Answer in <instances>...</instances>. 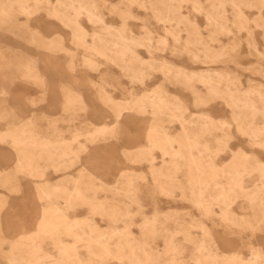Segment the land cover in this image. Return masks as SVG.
<instances>
[{
  "label": "rangeland",
  "instance_id": "374dc122",
  "mask_svg": "<svg viewBox=\"0 0 264 264\" xmlns=\"http://www.w3.org/2000/svg\"><path fill=\"white\" fill-rule=\"evenodd\" d=\"M38 1L0 0V264H264V0Z\"/></svg>",
  "mask_w": 264,
  "mask_h": 264
},
{
  "label": "bare ground",
  "instance_id": "6f19581e",
  "mask_svg": "<svg viewBox=\"0 0 264 264\" xmlns=\"http://www.w3.org/2000/svg\"><path fill=\"white\" fill-rule=\"evenodd\" d=\"M21 1H24V2H26V0H21ZM36 1H38V0H36ZM41 1V0H40ZM40 1H38V2H40ZM173 1V0H172ZM230 2H232V0L230 1ZM50 3V2H49ZM196 3V2H195ZM23 4H25V3H23ZM234 4V3H233ZM235 5H237V4H235ZM233 6V5H232ZM22 7V6H21ZM234 9V8H233ZM236 9V8H235ZM53 10V9H52ZM86 10V13H87V15L88 16H90V17H93V15H92V13L90 12V11H88L87 9H85ZM235 11V10H234ZM57 12V11H56ZM237 13V12H236ZM53 14H55V15H57L55 12L53 13ZM58 14H59V12H58ZM235 14V13H234ZM240 14H242V13H240ZM243 15V14H242ZM236 17H237V15H235ZM241 16V15H240ZM209 17V16H208ZM219 17V16H218ZM242 17H244V16H242ZM212 18V17H211ZM217 18V17H216ZM98 19H99V21H101V22H103L99 17H98ZM210 19V18H209ZM220 19V18H219ZM66 20H67V18H66ZM215 20V19H214ZM69 21H71V22H73V24H74V28H75V30H77V31H82L83 29L82 28H80L79 27V24L77 23V22H75V21H73L72 19H69ZM211 21H212V19H211ZM245 21V20H244ZM240 22V21H239ZM213 23V22H212ZM218 23V22H217ZM238 23V22H237ZM220 24V23H219ZM239 24V23H238ZM215 25V24H214ZM217 26V25H216ZM82 27V26H81ZM112 28V27H111ZM217 28H218V26H217ZM220 29L222 28V27H219ZM227 28V27H226ZM223 29V28H222ZM82 32H84V31H82ZM193 33V32H192ZM120 38L121 39H126V40H128L129 38H127V37H125V35L122 33V32H120ZM173 35V34H172ZM194 35V34H193ZM173 37H174V35H173ZM131 40V39H130ZM134 40V39H133ZM128 42V41H127ZM126 42V43H127ZM131 41H129L128 43H130ZM122 43V42H121ZM126 43H124V44H121V45H119L118 43H114V50L117 52V54H125L127 51L128 52H132V54L131 55H133V53H135V54H137L134 50H132V49H130V47H128L127 46V44ZM133 44H134V42H132ZM131 45V44H130ZM113 47V46H112ZM223 47V46H222ZM212 48V47H211ZM218 49V48H217ZM209 51V50H208ZM208 51H206V52H208ZM220 51V50H219ZM209 52H212V51H209ZM221 52V51H220ZM225 53V52H224ZM134 54V55H135ZM207 54V53H206ZM206 54H205V56H206ZM212 54V53H211ZM128 55H130L129 53H128ZM210 56V55H209ZM208 56V57H209ZM212 56V55H211ZM138 57H139V55H138ZM207 57V56H206ZM216 57V56H215ZM132 58V57H131ZM135 60V59H134ZM137 60V59H136ZM139 60V59H138ZM142 60V59H141ZM202 72V71H201ZM200 72V70H191V71H189V73L190 74H185V77L187 78V79H190L191 77H198L200 80H202L204 83H206V86H208V89L211 91V93H219L218 92V89H217V87L214 85V83H216L215 81H214V83H213V81H212V76L211 77H209V75H207L208 77H206V76H204L202 73ZM205 72V71H204ZM212 73V72H211ZM213 74H215L214 72H213ZM212 74V75H213ZM216 74H218V71H217V73ZM215 74V75H216ZM225 74V73H224ZM180 75V74H179ZM220 76V75H219ZM218 76V77H219ZM221 76H222V74H221ZM181 77V76H180ZM215 77V76H214ZM216 78H217V76H216ZM221 78H223V79H227V78H224V77H221ZM195 79H197V78H195ZM184 80V79H183ZM192 80H193V78H192ZM217 80H219V79H217ZM230 80V79H229ZM234 80V79H233ZM233 80H232V82H233ZM228 81V80H227ZM199 82V81H198ZM231 82V83H232ZM235 82V81H234ZM201 83V82H200ZM230 83V82H229ZM238 83V82H237ZM234 84H236V83H234ZM233 84V85H234ZM217 85V84H216ZM238 85V84H237ZM204 86V85H203ZM205 87V86H204ZM208 90V91H209ZM221 91V90H220ZM236 91V90H235ZM234 90L233 91H229V92H227V94L231 97V99L233 100V102H235V101H237L238 99L236 98V97H233L235 94H234V92H235ZM222 92H224V90H222ZM239 92V91H238ZM250 92V91H249ZM248 92V93H249ZM225 93V92H224ZM241 93V92H240ZM252 93V92H251ZM223 94V93H222ZM234 94V95H233ZM242 94V93H241ZM250 94V93H249ZM216 95V94H215ZM220 95V94H219ZM223 95H226V94H223ZM246 95V94H245ZM251 95V94H250ZM211 96V95H210ZM214 95H212V97H213ZM227 96V95H226ZM236 96H238V95H236ZM241 96H243V94L241 95ZM249 96V95H248ZM68 97H70V96H68ZM73 97V96H72ZM240 97V96H239ZM76 98V97H75ZM221 98V97H220ZM222 98H224V97H222ZM221 98V99H222ZM243 98V97H242ZM250 98V97H249ZM69 99V98H68ZM72 99H74V97L73 98H70V101L72 100ZM76 99H78V98H76ZM82 99V98H81ZM262 99V98H261ZM230 100V99H229ZM244 100V99H243ZM246 100V99H245ZM248 100V99H247ZM69 101V102H70ZM249 101V100H248ZM231 102V101H230ZM264 102V101H263ZM73 103V102H72ZM237 103V102H236ZM239 103V102H238ZM236 104V106L238 105L239 106V104ZM231 104V103H230ZM234 104V103H233ZM242 104V103H241ZM245 105L246 106H248V107H253V104L251 103V102H245ZM234 106H235V104H234ZM242 106V105H241ZM232 107H233V105H232ZM239 108V107H238ZM245 108V107H244ZM233 109H234V107H233ZM246 109H248V108H246ZM244 111V110H243ZM246 111V110H245ZM252 112V111H251ZM250 112V113H251ZM253 112H255V110L253 111ZM252 112V113H253ZM237 114V113H236ZM243 114H244V112H243ZM254 114V113H253ZM252 114V115H253ZM238 115H240V113L238 114ZM247 115V114H246ZM173 116V115H172ZM182 116V115H181ZM206 116V115H205ZM241 116V115H240ZM177 117V116H176ZM208 119H210V120H215V119H213L212 117H209V116H206ZM242 117V116H241ZM237 119V118H236ZM207 120V119H206ZM244 121V120H243ZM216 122V121H215ZM83 124V123H82ZM85 124H87V127L84 129L85 130V133L87 134V135H93V133H94V131H96V130H99V131H103V130H105V128L106 127H104V126H102V127H99L98 129H94V125L92 124V122H90V121H87V123H85ZM244 124V123H243ZM210 125V124H209ZM215 125V124H214ZM81 126V125H80ZM182 126H184V125H182ZM206 126V125H205ZM211 126H213V125H211ZM211 126H209L210 128H211ZM217 126V125H216ZM249 126V125H248ZM185 127V126H184ZM207 127V126H206ZM205 127V128H206ZM215 127V126H214ZM214 127H213V129H214ZM77 128V127H76ZM82 128V127H81ZM201 128V127H200ZM80 129V128H79ZM184 129V128H183ZM240 129L243 131V129L240 127ZM247 129V128H246ZM253 129H254V127H253ZM256 129V128H255ZM82 130V129H81ZM200 130V129H199ZM208 130V129H207ZM207 130H206V132H207ZM264 129H262L261 128V130L260 131H263ZM248 131H250V130H248ZM248 131H246V132H248ZM252 132H251V134H249V136H251V137H253V138H258V137H256L257 136V134H256V131H254V130H251ZM83 132V131H82ZM183 132V131H182ZM187 132H189V131H187ZM200 132V131H199ZM202 132V131H201ZM258 132V131H257ZM55 133V132H54ZM59 133V132H58ZM184 133V132H183ZM203 133V132H202ZM250 133V132H249ZM260 133V132H259ZM81 134V133H80ZM96 134V133H95ZM201 134V133H200ZM261 134V133H260ZM86 135V136H87ZM184 135H187V134H185L184 133ZM57 136V135H56ZM75 136H77V135H75ZM74 136V137H75ZM193 136H194V134H193ZM259 136V135H258ZM59 139V137H56V139ZM73 138V137H72ZM78 138V137H77ZM76 137L74 138V140H76L77 139ZM187 138V137H186ZM195 138V137H194ZM199 138V137H198ZM198 138H196V139H198ZM46 139V138H45ZM49 139V138H48ZM58 139L54 142V143H59V141L61 142V139L58 141ZM66 140V139H65ZM185 140V139H184ZM194 140V139H193ZM255 140V139H254ZM17 142H20V143H23V140L22 139H18L17 140ZM26 142V141H25ZM62 142H64L63 141V139H62ZM32 143H33V145H35V147H38V148H41V149H44L45 151L46 150H48V149H50V147H51V144L53 143V142H51V141H48V140H44V139H35L34 138V140L32 141ZM188 144V142H186L185 141V146ZM192 143H194V142H192ZM194 144H197L196 142L194 143ZM200 144H202V143H200ZM204 144V143H203ZM202 144V145H203ZM206 144V143H205ZM192 146H193V144H191ZM198 145V144H197ZM192 146H189V147H192ZM199 147V146H198ZM204 147H207V146H204ZM210 147V146H209ZM201 148H203V147H201ZM68 149V148H67ZM205 149V148H204ZM207 149H209L208 147L206 148V150ZM60 150V149H59ZM210 150V149H209ZM50 152V151H49ZM49 152H47V153H49ZM60 152V151H59ZM61 152H62V150H61ZM216 152V151H215ZM63 154L65 153L64 151L62 152ZM214 153V152H213ZM217 153V152H216ZM51 154V153H50ZM49 154V155H50ZM215 154V153H214ZM55 156V155H54ZM64 156V155H63ZM191 156H192V154H191ZM237 156V155H236ZM57 157V156H56ZM197 158V157H196ZM191 159V158H190ZM196 160V159H195ZM234 161H236V160H234ZM240 161V160H239ZM243 161H245V160H243ZM243 161H242V163H243ZM190 162H191V160H190ZM189 162V163H190ZM209 163H210V161H208ZM211 162H213V160L211 161ZM192 163V162H191ZM246 163V162H245ZM194 164V163H193ZM213 164V163H212ZM238 164V163H237ZM247 164V163H246ZM196 165V164H195ZM200 165V164H199ZM215 165V164H214ZM242 165V164H241ZM193 166V165H192ZM209 166H211V164L209 165ZM208 166V167H209ZM231 165H229V167H230ZM243 166H244V163H243ZM195 167H197V165L195 166ZM213 167V166H212ZM218 167V166H217ZM216 167V168H217ZM235 167V166H234ZM234 167H230V169L232 168H234ZM237 167V166H236ZM193 168H194V166H193ZM199 168V167H198ZM238 168V167H237ZM243 168V167H242ZM247 168V167H246ZM197 169V168H196ZM200 169V168H199ZM212 169V168H211ZM211 169H210V171H211ZM218 169V168H217ZM215 170V169H214ZM235 170H236V168H235ZM242 170V169H241ZM230 171V170H229ZM232 171V170H231ZM243 171H244V169H243ZM208 172V171H207ZM215 172H217V171H215ZM227 172V171H226ZM209 173V172H208ZM213 173V172H212ZM217 174V173H216ZM208 176H209V174H208ZM211 176H213L212 174H211ZM210 176V177H211ZM214 176H216V175H214ZM213 178V177H212ZM230 178V177H229ZM236 178V177H235ZM214 179V178H213ZM233 179V178H232ZM231 179V180H232ZM237 180V179H236ZM212 181V180H211ZM214 181H215V179H214ZM239 181V180H238ZM230 182V181H229ZM234 183H236L235 181H234ZM238 183V182H237ZM240 183V182H239ZM229 184V183H228ZM230 184H231V182H230ZM242 185V183L240 184V185H238V186H241ZM233 186H235V184L233 185ZM236 186H237V184H236ZM235 186V187H236ZM237 186V187H238ZM229 187H230V185H229ZM223 188V187H222ZM232 188V187H231ZM230 188V189H231ZM239 188V187H238ZM225 191V190H224ZM224 191H222V192H224ZM221 192V191H220ZM221 194V193H220ZM223 195H224V193H223ZM69 230V229H68ZM97 241V240H96ZM99 242V241H98ZM100 245H98V246H100V247H102V252H104V253H107V252H109V250H108V248H107V245L106 244H104V243H99ZM72 246H74V245H72ZM75 247V246H74ZM12 248H15L14 246L12 247ZM67 249L69 250V248L67 247ZM74 249V248H73ZM100 249V248H99ZM72 249H70V251H71ZM101 251V250H100ZM64 252H66V251H64ZM63 252V253H64ZM74 252V251H73ZM67 253V252H66ZM94 253V252H93ZM118 253V252H117ZM68 254V253H67ZM113 254V253H112ZM11 255V254H10ZM114 255H116V254H114ZM12 256V255H11ZM113 256V255H112ZM115 257H117V256H115ZM96 258V257H95ZM234 259V256H230L229 257V260H233ZM13 260V258L12 257H10L9 258V263L10 264H12L11 263V261ZM93 260H94V258H93ZM100 261V260H99ZM88 264L90 263V262H87ZM99 263V262H98ZM82 264V263H81ZM93 264H96V261H95V263H93ZM104 264V263H103Z\"/></svg>",
  "mask_w": 264,
  "mask_h": 264
},
{
  "label": "crops",
  "instance_id": "0c3cea01",
  "mask_svg": "<svg viewBox=\"0 0 264 264\" xmlns=\"http://www.w3.org/2000/svg\"><path fill=\"white\" fill-rule=\"evenodd\" d=\"M113 70H114V67H112V66H110L109 68H107V71H113ZM70 71H71V73L76 72L77 71L76 66H71L70 65ZM120 72L122 73L121 70H120ZM80 75H81V79H80L81 84H83V85H89V86L92 84L91 74L90 73L85 72V71H81ZM123 76H125V75L123 74ZM69 81L72 82V83H77L79 81V79L75 76V74H71L69 76ZM117 88L121 92L124 91V90H126V88L122 84H119L117 86ZM76 94H78V95L81 96V98H82L81 101L83 103V106H85V113L84 114H85V120L86 121H90L89 117L90 118H96V117L103 118V117H107L108 115L110 117H113L117 113V108H115V106L113 104L114 102H117V101H114V99L112 98V96L110 94H108V93L103 92L100 95H99V92H96L95 93V98L96 99H101L106 104L109 105V108L111 109V113L108 114V115L105 114V111L102 110V108L97 107V106H94V105H89L88 102L82 97V95L79 92H77ZM64 95H65V93H64ZM125 100H127V99H125ZM64 102H65V100L63 99L62 102H61V104H63ZM119 103H122V102H119ZM61 108H62V105H61ZM46 115H48V114H46ZM48 116H51V115H48ZM51 117H54V116H51ZM145 151H148L149 152L148 149H145ZM88 157H89L88 159L86 157V159L84 160V163L86 162V164H85L86 166H87V164L90 165L93 162V159H92V157L89 154H88Z\"/></svg>",
  "mask_w": 264,
  "mask_h": 264
}]
</instances>
